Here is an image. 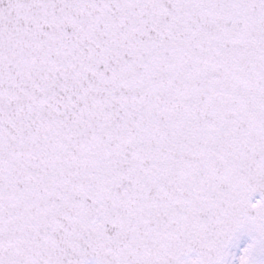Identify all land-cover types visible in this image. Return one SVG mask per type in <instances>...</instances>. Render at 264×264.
<instances>
[{
  "label": "snow or ice",
  "instance_id": "obj_1",
  "mask_svg": "<svg viewBox=\"0 0 264 264\" xmlns=\"http://www.w3.org/2000/svg\"><path fill=\"white\" fill-rule=\"evenodd\" d=\"M0 264H264V0H0Z\"/></svg>",
  "mask_w": 264,
  "mask_h": 264
}]
</instances>
